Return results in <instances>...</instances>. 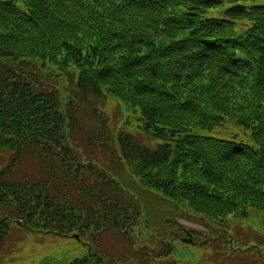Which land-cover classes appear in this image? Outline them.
Listing matches in <instances>:
<instances>
[{
    "label": "trees",
    "instance_id": "16d2710c",
    "mask_svg": "<svg viewBox=\"0 0 264 264\" xmlns=\"http://www.w3.org/2000/svg\"><path fill=\"white\" fill-rule=\"evenodd\" d=\"M0 155V248L77 235L69 264H169L178 206L264 211V0H0Z\"/></svg>",
    "mask_w": 264,
    "mask_h": 264
},
{
    "label": "rangeland",
    "instance_id": "374dc122",
    "mask_svg": "<svg viewBox=\"0 0 264 264\" xmlns=\"http://www.w3.org/2000/svg\"><path fill=\"white\" fill-rule=\"evenodd\" d=\"M104 111L111 123L120 125L126 120H134L129 116L130 107L109 93ZM227 127L229 123L224 122L211 131L204 130L203 133L217 137L221 135L236 137L240 126L233 128L231 125V129ZM239 137L238 134L237 138ZM4 160V157L0 155V164L4 163ZM138 185L142 187L139 183ZM145 199L149 205L156 203L147 196ZM178 211L181 218L177 220L180 221L183 231L178 238L168 239L172 245V254L161 258L163 262L169 264H264L263 210L257 207H246L243 208L245 215L230 214L224 218H210L184 206H178ZM163 213L169 215L168 212ZM145 220L142 218L139 226L130 232V241L134 244L132 252L138 256L142 255L146 249L161 244L155 242L151 235L153 227L143 222ZM168 220H172V216ZM20 232V230L16 231L20 237L15 234V239H12L14 242L9 240L4 247L0 248V264H69L75 263V258H82L90 250L82 241L73 236L63 237L50 233L27 232L22 239V232ZM187 232L191 233L192 242L182 240L188 238ZM151 243L154 244L151 245ZM121 244L126 245V243ZM104 247L107 252L111 250L106 245ZM237 247L238 250H235ZM244 247L248 249L241 250ZM124 249L126 250L124 252L128 254L129 247ZM146 258L149 259L150 256ZM146 258L138 257L137 260L145 261ZM60 260H63V263H59Z\"/></svg>",
    "mask_w": 264,
    "mask_h": 264
},
{
    "label": "water",
    "instance_id": "95a60500",
    "mask_svg": "<svg viewBox=\"0 0 264 264\" xmlns=\"http://www.w3.org/2000/svg\"><path fill=\"white\" fill-rule=\"evenodd\" d=\"M187 235H188V238H184V239H182V240L185 241V242H192L193 239H192V235H191V233L188 232ZM74 237H75L76 239H78V236H77V235H74Z\"/></svg>",
    "mask_w": 264,
    "mask_h": 264
}]
</instances>
